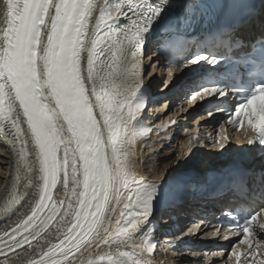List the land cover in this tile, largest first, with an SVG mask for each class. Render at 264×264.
Wrapping results in <instances>:
<instances>
[{
	"label": "bare ground",
	"instance_id": "1",
	"mask_svg": "<svg viewBox=\"0 0 264 264\" xmlns=\"http://www.w3.org/2000/svg\"><path fill=\"white\" fill-rule=\"evenodd\" d=\"M45 1L29 0L34 12L30 19L29 14L26 16L27 30L20 33L14 28V10L6 0H0V94L4 97L0 104V134L8 148L0 149V230L34 204L43 151L55 163L47 205L50 214L56 211L57 216L30 242L22 244L21 240L6 249L0 264H220L214 253L209 256L213 260L207 262L202 257L205 252L195 251L194 256H188L164 246L163 250L168 248L158 254L145 247L144 237L150 229L133 210L144 212L143 199L152 185L150 177L165 178L190 165L187 160L178 162V149L176 160L170 157L174 150H166L177 146L183 137L157 142L156 150L163 151L154 157L149 156L151 151L144 156V150L153 145L150 141L129 136L130 116L139 114L131 99L142 78H119L111 71L104 80L92 67L93 44L103 27L101 11L106 0H95L84 25L75 67L70 64L64 43L71 23L72 0L46 1L43 26L32 43ZM22 35H28V39ZM12 39L21 49L11 57L7 47ZM154 69H149L151 75ZM146 73L145 77L151 76ZM77 79L82 83V92L77 88ZM167 112H175L173 104ZM181 117L185 118L183 114ZM94 143L100 146V163L94 158ZM188 143L189 139L183 140L179 151L190 148ZM227 152L224 148L218 150V164ZM201 153L200 161L204 163L196 166L199 170L211 164L205 152ZM119 201L131 208L115 215ZM94 204L99 213L87 229L86 220ZM209 229L200 226L191 239L206 235ZM81 234L84 237L70 247Z\"/></svg>",
	"mask_w": 264,
	"mask_h": 264
},
{
	"label": "rangeland",
	"instance_id": "2",
	"mask_svg": "<svg viewBox=\"0 0 264 264\" xmlns=\"http://www.w3.org/2000/svg\"><path fill=\"white\" fill-rule=\"evenodd\" d=\"M149 69L153 70V65L150 64V66L148 67L147 73H146L147 76L152 74V73L150 74V70ZM154 73H155V75L158 76V71L155 72V70H154ZM161 81H163V83H164V81L166 82L165 77H161ZM180 146L181 145L179 143L178 146L175 145V146H173V148L172 147H167V149H166L167 151L168 150L169 151L170 150H172V151L174 150L173 154L170 156V157H172V159H175V157L177 155L176 152H177V149H178V156H179L178 157V162L179 163L181 162L180 160H187V161H189V163L192 166H195V167L197 166L198 167L199 164L202 166V164L204 162L202 163L200 161L201 160L200 155L203 154L201 152H205L204 154L206 155L207 159H209L212 164H216L217 161L220 160L219 157H216L217 156L216 153L211 151L210 147L206 146L203 142H201L199 140H193L192 142H190V148L185 149V150L183 148L182 150L179 151ZM156 149L157 148H155V146H154L152 149L149 148V150H147V149L144 150V156H146L149 151H151V153H152L149 156L156 157V155H158V154L160 155V153L162 154L163 150L159 153ZM160 161L162 162V159Z\"/></svg>",
	"mask_w": 264,
	"mask_h": 264
},
{
	"label": "water",
	"instance_id": "3",
	"mask_svg": "<svg viewBox=\"0 0 264 264\" xmlns=\"http://www.w3.org/2000/svg\"><path fill=\"white\" fill-rule=\"evenodd\" d=\"M232 158H233V157L229 156V158H228L227 160H224V161L222 162V164H224V165L229 164V163L233 160Z\"/></svg>",
	"mask_w": 264,
	"mask_h": 264
}]
</instances>
